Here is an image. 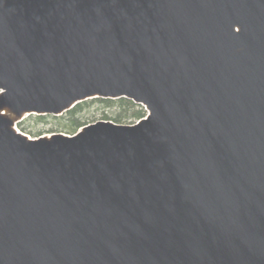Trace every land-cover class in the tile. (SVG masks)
Returning a JSON list of instances; mask_svg holds the SVG:
<instances>
[{
	"label": "water",
	"instance_id": "95a60500",
	"mask_svg": "<svg viewBox=\"0 0 264 264\" xmlns=\"http://www.w3.org/2000/svg\"><path fill=\"white\" fill-rule=\"evenodd\" d=\"M0 264H264V0H0Z\"/></svg>",
	"mask_w": 264,
	"mask_h": 264
},
{
	"label": "trees",
	"instance_id": "16d2710c",
	"mask_svg": "<svg viewBox=\"0 0 264 264\" xmlns=\"http://www.w3.org/2000/svg\"><path fill=\"white\" fill-rule=\"evenodd\" d=\"M96 104H101L104 107L103 117L102 119L113 120L118 123H135L139 119L145 117L147 115V110L142 104L136 103L134 100L126 97L112 99V98H91L85 101L78 103L74 108L68 110L66 113L60 116H52V115H39L36 116L38 122H48L49 118L53 117L58 120V129L62 130V132H66L69 134H74L78 132V130L94 121H89L88 118L80 116V114L89 107H92ZM109 108H115V112L110 114ZM22 125V122L18 123ZM25 132L26 129L23 128ZM46 132H55V129L52 128ZM45 131L40 130L37 133H33L29 131V134L34 136H40L44 134Z\"/></svg>",
	"mask_w": 264,
	"mask_h": 264
},
{
	"label": "rangeland",
	"instance_id": "374dc122",
	"mask_svg": "<svg viewBox=\"0 0 264 264\" xmlns=\"http://www.w3.org/2000/svg\"><path fill=\"white\" fill-rule=\"evenodd\" d=\"M103 110H104V107L101 104H96V105H94L92 107L86 108L80 114V116L88 118L89 121L106 120V119H102ZM109 112H110V114L114 113L115 112V108H113V109L109 108ZM36 116H39V115L32 114V115L27 116L22 121V125L18 124V128L20 130H22V131H23V128H25L26 129L25 132L28 133V134H29V131H31L33 133H37L40 130L45 131V133H51V132H46V131H48V130H50L52 128L55 129V132H62V130L58 129L59 126H57L58 125V120L57 119L51 117V118H49V120H47L48 122H43V121L38 122L37 119H36ZM52 116H55V115H52ZM31 136L33 137L34 135H31Z\"/></svg>",
	"mask_w": 264,
	"mask_h": 264
}]
</instances>
